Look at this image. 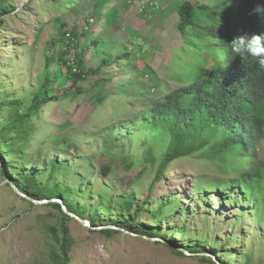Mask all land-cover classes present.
Instances as JSON below:
<instances>
[{"label": "rangeland", "instance_id": "rangeland-1", "mask_svg": "<svg viewBox=\"0 0 264 264\" xmlns=\"http://www.w3.org/2000/svg\"><path fill=\"white\" fill-rule=\"evenodd\" d=\"M218 1L6 0L0 125L10 123L0 148V264H59L63 254L67 264H264V204L257 188L246 196L238 183L255 160L264 161V143L220 155L206 147L169 162L158 179L157 158L167 146L154 136L129 130L123 141L104 143L115 126L205 68L212 52L200 48L210 42L181 35L174 8ZM72 34L82 66L74 52L64 60L72 72L81 69L76 83L59 60ZM108 56L125 58L102 66ZM46 80L57 101L25 116ZM133 80L143 84L142 95ZM14 181L36 200L65 202L75 216L58 202L23 199ZM258 188L264 199V183ZM135 214V235L121 226L103 231Z\"/></svg>", "mask_w": 264, "mask_h": 264}, {"label": "trees", "instance_id": "trees-1", "mask_svg": "<svg viewBox=\"0 0 264 264\" xmlns=\"http://www.w3.org/2000/svg\"><path fill=\"white\" fill-rule=\"evenodd\" d=\"M5 2L6 0H0V11ZM257 6L261 7L260 12L254 11ZM174 12L178 16V30L181 35L202 37L210 42L200 48H210L212 52L206 57L205 68H198L196 73H192L189 84L170 90L134 120L115 126L104 137V143L108 147L117 144V139L123 141L122 136L128 135L129 130H132L131 137H141L147 133L154 136L157 143L166 145V149L157 158L156 179L169 162L192 155L206 147L220 155L236 146L249 151L258 143H264V57L237 55L230 46V42L237 36L264 33V0H219L214 6L184 2L175 6ZM63 27L62 25L59 28L60 41H64L65 37ZM75 39L72 34L59 57L62 65L66 67L67 78L72 83L81 80L83 76L81 69L72 72L68 61L64 60L67 54L74 52L73 62L82 66V57L79 56L82 53L78 51L79 43ZM124 58L125 56H108L102 60V66ZM132 84L137 93L144 88L143 84L135 80ZM57 99L58 96L52 94L48 81L46 84L44 82L32 94L28 114H23L29 116L31 111ZM13 107L20 108V105L15 103ZM9 123L10 120L6 119L0 125V148L4 147L3 133ZM212 140L214 142L210 144ZM146 149L148 157L152 158V148ZM154 159L153 157L152 160ZM238 183L246 196L254 192V187L257 188L258 193L255 191V195L264 204V199L259 195L262 190L258 188L264 183V161L255 160L238 175ZM14 184L18 187L15 181ZM62 194L60 191L58 198ZM135 217L136 214L131 219H123L111 226H121L135 233ZM103 231L113 232L114 229L103 228ZM67 263L63 254L59 264Z\"/></svg>", "mask_w": 264, "mask_h": 264}, {"label": "clouds", "instance_id": "clouds-1", "mask_svg": "<svg viewBox=\"0 0 264 264\" xmlns=\"http://www.w3.org/2000/svg\"><path fill=\"white\" fill-rule=\"evenodd\" d=\"M261 10L260 6L254 9L256 12ZM230 46L232 52L237 55L246 54L252 57H264V33L237 36L230 42Z\"/></svg>", "mask_w": 264, "mask_h": 264}, {"label": "water", "instance_id": "water-1", "mask_svg": "<svg viewBox=\"0 0 264 264\" xmlns=\"http://www.w3.org/2000/svg\"><path fill=\"white\" fill-rule=\"evenodd\" d=\"M11 184V187L13 188V190L16 192V194H18L20 197H22L23 199H26L34 204H45L47 202H58L60 205H61V209L68 215V216H75L73 215L71 212L67 211L66 210V206L64 205V203H60L61 201L59 200H54V199H51V200H36L32 197H30L29 195L25 194L24 192H22L20 189H18L14 184H12V182H10ZM81 225L83 226H86V227H89L90 226V223L88 221H85V220H81L79 217H76ZM94 229H99L98 227H93ZM104 228H110V229H122V228H117V227H114V226H105ZM123 232L125 233H129L131 235H135L134 233H131L125 229H122ZM151 240H154L152 238H150ZM184 253H186L185 251H183Z\"/></svg>", "mask_w": 264, "mask_h": 264}, {"label": "built area", "instance_id": "built-area-1", "mask_svg": "<svg viewBox=\"0 0 264 264\" xmlns=\"http://www.w3.org/2000/svg\"><path fill=\"white\" fill-rule=\"evenodd\" d=\"M149 6H151L153 10H157L159 8V5L157 3H155V4L150 3Z\"/></svg>", "mask_w": 264, "mask_h": 264}]
</instances>
